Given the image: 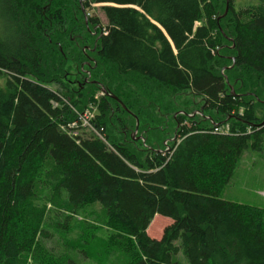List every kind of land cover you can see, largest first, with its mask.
<instances>
[{"label": "trees", "instance_id": "1", "mask_svg": "<svg viewBox=\"0 0 264 264\" xmlns=\"http://www.w3.org/2000/svg\"><path fill=\"white\" fill-rule=\"evenodd\" d=\"M74 1L0 0V264H264V210L220 197L262 148L264 0ZM90 2L98 36L72 15ZM124 78L200 98L209 126L179 111L170 147L148 143L160 108ZM156 214L171 223L152 238Z\"/></svg>", "mask_w": 264, "mask_h": 264}, {"label": "rangeland", "instance_id": "2", "mask_svg": "<svg viewBox=\"0 0 264 264\" xmlns=\"http://www.w3.org/2000/svg\"><path fill=\"white\" fill-rule=\"evenodd\" d=\"M217 1L219 2L218 12L219 14H221L222 9H224V3L223 0H217ZM232 1L233 3H235V5H243L247 2H254V3L259 2V0H232ZM74 2H76V0ZM221 5H223V7H221ZM101 6L102 4L90 2L88 7L83 10L85 14L82 12V9L79 11L75 8L72 15L77 14V17H79L84 22H86L87 17L98 18L101 25H105L106 19L101 10ZM70 63L71 62L69 61L68 63L69 66L67 67V72H65L66 74L64 77V81L68 87L72 88L68 90H73L75 92L79 90L80 85L83 83L82 74L84 69H82L81 71H77L76 67L70 66L71 65ZM75 71H77L78 74ZM133 78L134 80L138 81L136 77ZM133 78H124L125 80H123L124 82L123 84L126 85L125 82H127L130 85H134V88L136 89L135 93L137 94L138 97L139 95L143 97L145 91L151 93V95L155 99L154 106H158L161 111V113H158L160 117L156 116V118L161 122V125L164 126L163 127L164 130H162L163 132L159 134L158 138L155 135V133L153 134L149 133V136L147 137V139H149V141H147L148 143H150V141L157 140L159 145L164 147L167 146V148L170 147L171 141L173 140L174 137H176L173 136L172 134V124H174L173 123L174 120L172 118H173V114L179 111L183 113L185 112L188 115H190L189 117L185 116L184 118L185 120L183 122L184 124L189 125L188 119L191 117L194 120H196L199 124H202L204 126H209L210 121L202 120L200 113L203 111L204 117H209L211 113L206 109L203 110V107L205 105L200 98L198 97L196 98L190 95L186 91L172 93L166 89H156L155 85L153 84L147 85L146 83L141 81L136 82L133 80ZM1 83H3V78L0 77V84ZM99 96H100V91H96L94 97L97 98ZM154 106H151L150 110H152ZM146 107H148V105L144 106V108ZM166 107H170V110L166 111ZM90 111L94 114V110H90ZM167 112H169L168 116L167 115L164 116V114H166ZM153 113L156 115L155 111ZM263 113H264V105L262 106L260 105L257 107L255 106V114L257 115L258 119L262 117ZM218 120H221V118H219ZM162 121H164L165 123ZM263 122L264 119L263 120L260 119V121H258L257 123L258 125H262ZM228 125H229L228 122H224V124L221 125L220 127V131L223 132L226 131ZM111 134L116 136L117 139H120L119 138L120 135L117 132H111ZM129 134H130V139L132 141H135L136 145L140 144V142L143 141L141 140L143 133L140 131V129H138L136 123L135 126L133 125V128H130L128 132V136ZM220 194H221L220 197L223 199L231 200L237 203L251 205L254 207H259L264 210V133L262 134L261 150L252 151L248 149L241 154L235 173L233 174L230 182L223 188ZM96 209L98 208L96 207ZM152 221L154 223L152 230L149 229V226L146 229V233L152 238H159L163 231V228L171 223L170 218L158 214H156L153 217ZM52 244L55 245V242L50 241L49 246H52Z\"/></svg>", "mask_w": 264, "mask_h": 264}, {"label": "built area", "instance_id": "3", "mask_svg": "<svg viewBox=\"0 0 264 264\" xmlns=\"http://www.w3.org/2000/svg\"><path fill=\"white\" fill-rule=\"evenodd\" d=\"M89 110H86L84 113L78 115V120L80 121V125L82 127H88L90 128V120L93 118L94 114ZM72 127H76L75 122L71 124ZM93 129V128H91ZM218 132L220 131V128L216 129Z\"/></svg>", "mask_w": 264, "mask_h": 264}, {"label": "flooded vegetation", "instance_id": "4", "mask_svg": "<svg viewBox=\"0 0 264 264\" xmlns=\"http://www.w3.org/2000/svg\"><path fill=\"white\" fill-rule=\"evenodd\" d=\"M82 9V12H83V10H84V8H81ZM85 24H86V26L88 25L89 26V21L86 19V22H85ZM89 28H90V34H92V35H97L98 36V34H97V32H98V29H99V26L98 25H90L89 26ZM98 39V37L95 39V41ZM91 50H93V51H95L96 50V43H94L93 45H92V48H91ZM98 51V50H97ZM96 53V52H95ZM88 58V60L89 61H92L93 59H94V57L93 56H88L87 57Z\"/></svg>", "mask_w": 264, "mask_h": 264}, {"label": "water", "instance_id": "5", "mask_svg": "<svg viewBox=\"0 0 264 264\" xmlns=\"http://www.w3.org/2000/svg\"><path fill=\"white\" fill-rule=\"evenodd\" d=\"M225 1H226V2H225V3H226V4H225V9H224V13L222 14V16L225 15V14L227 13V3H228V2H227V0H225ZM83 13L85 14V12H83ZM102 91H105V90H102ZM111 97H112L113 99L118 100V99H117L115 96H113V95H112ZM118 101H119V100H118ZM219 125H220L219 123H216L214 126H215V127H218Z\"/></svg>", "mask_w": 264, "mask_h": 264}, {"label": "crops", "instance_id": "6", "mask_svg": "<svg viewBox=\"0 0 264 264\" xmlns=\"http://www.w3.org/2000/svg\"><path fill=\"white\" fill-rule=\"evenodd\" d=\"M161 236V235H160Z\"/></svg>", "mask_w": 264, "mask_h": 264}]
</instances>
